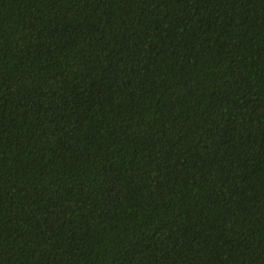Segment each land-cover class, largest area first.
Here are the masks:
<instances>
[{
    "label": "trees",
    "instance_id": "16d2710c",
    "mask_svg": "<svg viewBox=\"0 0 264 264\" xmlns=\"http://www.w3.org/2000/svg\"><path fill=\"white\" fill-rule=\"evenodd\" d=\"M0 264H264V0H0Z\"/></svg>",
    "mask_w": 264,
    "mask_h": 264
}]
</instances>
